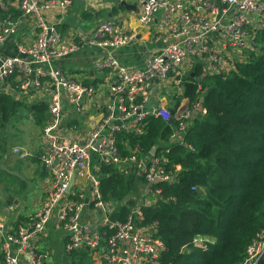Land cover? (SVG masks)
<instances>
[{"label": "built area", "instance_id": "built-area-1", "mask_svg": "<svg viewBox=\"0 0 264 264\" xmlns=\"http://www.w3.org/2000/svg\"><path fill=\"white\" fill-rule=\"evenodd\" d=\"M123 1L137 9L125 8ZM74 2L0 0L1 8L15 4L21 12V19L10 13L0 17V45L15 38L22 20L31 21L34 34L30 43H16L14 53H0V90L15 91L17 99H47L40 158L53 178L27 222L0 218V264H47L51 252L41 249L39 240L51 229L67 236L69 254L86 251L92 264H160L166 244L158 222L147 221L144 207L157 203L162 192L157 184L175 181L181 166L168 168L169 159L156 155V146L150 156H139L137 149L122 154L117 133L142 132L155 116L179 120L171 139L182 141L189 121L206 111L202 97L191 102L185 95L184 79L197 65L204 74H219L247 60L264 27V0H88L94 10L113 9L116 18L101 19L86 31L63 32L60 25ZM129 18L145 29L126 30L123 20ZM138 40L144 64L125 63L117 49ZM89 48H98L93 68L101 77L96 81L86 74V65L68 64ZM91 109L98 118L79 121ZM71 113L76 122L69 120ZM104 163L125 172L137 167L139 191L125 218L115 215L122 212V201L103 197ZM8 209L14 211L15 205ZM213 242L199 234L191 244L206 249ZM263 256L264 230L237 264H258Z\"/></svg>", "mask_w": 264, "mask_h": 264}, {"label": "trees", "instance_id": "trees-1", "mask_svg": "<svg viewBox=\"0 0 264 264\" xmlns=\"http://www.w3.org/2000/svg\"><path fill=\"white\" fill-rule=\"evenodd\" d=\"M9 13L0 7V17ZM67 29L68 25L60 26L63 32ZM256 46L232 71L204 74L197 65L184 79L185 95L191 102L202 97L206 111L189 121L182 141L171 139L179 120L155 116L146 120L142 132L117 133L122 154L137 149L139 156H150L156 146L155 154L164 153L169 159L168 168L181 166L175 181L157 184L162 190L157 203L144 207L147 221L158 222V235L166 244L160 264H237L264 230V27L258 31ZM22 104L13 94L0 91L2 131ZM28 109L37 124L45 125L47 101ZM101 168L103 197L122 201V212L115 215L125 218L139 191L137 167L130 165L125 172L104 163ZM199 234L214 242L206 249L193 246L192 239ZM84 253L74 252L73 258L85 261ZM258 264H264V256Z\"/></svg>", "mask_w": 264, "mask_h": 264}, {"label": "crops", "instance_id": "crops-1", "mask_svg": "<svg viewBox=\"0 0 264 264\" xmlns=\"http://www.w3.org/2000/svg\"><path fill=\"white\" fill-rule=\"evenodd\" d=\"M87 1L88 0H75L68 14L64 17V21L61 23V25H68V29L66 31L68 32L73 31V30L74 31L77 30L80 32L86 31L87 29L93 27L101 19L116 18L115 14L112 12L113 9L105 7V8L94 10L93 9L94 7H90ZM87 6L89 10H87ZM9 12H10V15L13 16L15 19H21V15H20L21 12L15 4H10ZM89 13H92L91 15V17L93 16L92 18L86 17V14H89ZM123 26L126 30L134 29L139 26L141 30L145 29V27L139 25L133 18L123 20ZM33 38H34V34H33V27L31 26V21L22 20L21 27L18 33L16 34L15 38L5 45H0V53L4 55L12 54L15 52L14 45H16V43L28 44L33 40ZM142 49H143L142 43L138 40L132 43L131 45L117 49V53L120 57L123 58V61L125 63L139 66V65L144 64L145 54L143 53ZM97 50L98 48H89V49H86L85 51L78 52L76 55L73 56L74 57L73 61H68V64H72L74 67L80 66V65H86L87 68H89L87 69L86 74L88 73L89 77L96 76V78L94 79L96 81L97 79L101 77V75L93 68V61L95 59L94 51H97ZM0 91L10 93V94L15 93V91H12V90L10 91L9 89L0 90ZM19 100H21L24 104L21 105L19 112H17V115L26 114L27 118L29 119V122L25 124V130L22 131L24 135L23 141L28 142L29 147L26 145H23V146L17 145V146H14L12 150L14 151L15 155H17L19 158L29 159V163L32 165L31 168H33V173L39 172V174L41 173V176L44 177L42 178L43 179L42 183H39L41 187L38 185V188H37V190H40L38 191L39 194L38 196H36V198H34V201L38 200V203L40 202V206H41V204L43 203V200L45 199L47 195L48 189L52 185L53 178L50 172H48V170L45 168L43 161L40 158L41 153H43L44 151V145L42 141V133H43L44 125L42 126L36 123L35 116L33 115V112L28 109V105H34V103H37V102L47 101V99L44 96L40 95L39 97H35V98L33 97L31 99L25 98V99H19ZM98 116L99 115L94 110L91 109V110H88L83 116H81L80 120L79 119L78 120L82 121L86 119L88 120V122H90L93 119H97ZM69 120L71 122H74V121L76 122L75 115L71 113L69 115ZM39 126H41V128ZM5 140L6 139H4V141ZM4 141L2 142L5 143ZM17 148L20 149L18 152L16 151ZM25 152L27 155L23 156L22 153H25ZM4 154L5 153L1 155L2 158ZM11 205H15V208H16V203H12L4 207V211H3L4 216L3 217L0 216V218H3L8 222L13 221L12 223L27 222L29 220V215L34 213L38 209V208L34 209L33 211L25 210L24 215H23L24 217H22L23 213L22 214L17 213L15 215V211L13 210L11 211L8 209V207ZM53 235H57V237H55L54 240L51 239ZM66 242H67V236L64 233L56 231L54 229L50 230L49 235L39 240L40 248L47 249L51 252V260L48 261L47 264H54V261H53L54 248L52 246L54 244L58 245V247L64 253V255L67 256L66 258L69 259L68 260L69 262H70V259L72 260L73 254L70 255L66 251ZM84 254L87 256V259L89 260V264H92L91 259L88 255V252ZM54 260H57V257H55Z\"/></svg>", "mask_w": 264, "mask_h": 264}, {"label": "rangeland", "instance_id": "rangeland-1", "mask_svg": "<svg viewBox=\"0 0 264 264\" xmlns=\"http://www.w3.org/2000/svg\"><path fill=\"white\" fill-rule=\"evenodd\" d=\"M143 46V45H142ZM29 122L26 114L15 115L7 129H0V216H4V207L9 204L16 203V208L14 209L15 215L17 213L22 214L24 217L25 210L33 211L39 208L40 202L34 201V198L38 196L40 190H37L39 183H42L44 177L41 176L39 172L33 173L32 165L29 163V159L19 158L15 155L12 150L14 146L26 145L29 147L28 142L23 141V133L25 130V124ZM24 127V128H23ZM41 128V126H39ZM6 139L3 143L2 141ZM27 147V148H28ZM13 151V153H12ZM3 158L1 155H3ZM29 164V166H28ZM41 177V178H40ZM40 186V185H39ZM41 187V186H40ZM30 199V200H29ZM23 211V212H22ZM57 235H53L51 239ZM62 243V242H61ZM53 244V243H52ZM51 245V244H50ZM54 248V259L57 257L61 263L71 264L66 258V255L60 250L57 244L52 245ZM54 264H57V260H54ZM76 259L74 264H89V260L85 255V261H79ZM59 262V264H61Z\"/></svg>", "mask_w": 264, "mask_h": 264}, {"label": "water", "instance_id": "water-1", "mask_svg": "<svg viewBox=\"0 0 264 264\" xmlns=\"http://www.w3.org/2000/svg\"><path fill=\"white\" fill-rule=\"evenodd\" d=\"M122 5H123L125 8H128V9H133V10L137 9L136 5H131V4L127 3L126 1H123V2H122ZM72 181H73V177H72ZM71 183H72V182H71Z\"/></svg>", "mask_w": 264, "mask_h": 264}]
</instances>
